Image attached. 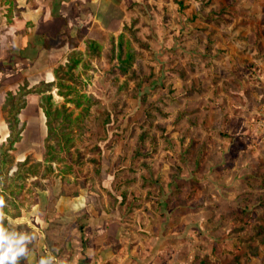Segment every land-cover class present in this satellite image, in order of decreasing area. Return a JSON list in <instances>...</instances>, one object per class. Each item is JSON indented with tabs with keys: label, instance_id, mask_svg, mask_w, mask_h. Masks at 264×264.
<instances>
[{
	"label": "rangeland",
	"instance_id": "1",
	"mask_svg": "<svg viewBox=\"0 0 264 264\" xmlns=\"http://www.w3.org/2000/svg\"><path fill=\"white\" fill-rule=\"evenodd\" d=\"M211 5L196 6L211 20L196 23L212 30L208 37H196V45L191 32L196 27L192 5L176 7L187 16L179 23L189 33L169 31L178 24H172L165 13L168 7L159 13L169 20L164 21L167 27L161 24L167 30L158 38L163 45L143 52L127 78L118 74L117 48L111 56L109 37L98 58L91 61L81 56L72 85L90 96L91 103L79 127L74 122L69 127L72 139L67 154L44 162L46 129L41 110L33 116H19L15 127L19 132L12 136L19 139L7 153L5 175L0 179V190L12 202L6 201L10 216L34 203L42 209L38 194L46 189L58 193L66 185L69 193L84 187L102 190L101 177L113 173L111 188L119 192L121 205L128 200L138 209L145 203L153 217L165 210L160 215L177 228L166 231L169 235L179 231L180 242L169 239L162 245L150 244L152 256L158 254L155 264L159 259V264H168L173 246L181 264H264V7L251 0ZM55 39L67 43L62 34ZM73 39L84 49L82 40ZM205 46L212 48L207 52L212 55L197 59ZM60 51L64 64L69 50ZM47 55L41 61L51 60ZM242 55L245 67L230 69ZM32 88L41 91V96L51 94L54 107L64 104L72 120L81 112L43 82ZM16 89L13 86L10 92ZM21 89L20 93L26 91L25 86ZM8 92L5 89L7 100L11 99ZM23 97L13 102L21 103ZM3 107L4 119L11 113L10 104L5 101ZM25 157V165L15 171L13 160ZM31 170L36 171L35 178L25 177ZM195 177L199 179L193 181ZM9 188L12 193L8 195ZM125 192L130 194L127 198L122 196ZM171 205L179 207L173 218L166 216L165 208ZM197 209H201L203 228H188L186 222L179 229L180 219L196 218L193 210ZM83 216L75 217L78 227ZM7 222L14 231L17 227L28 231L13 224V219Z\"/></svg>",
	"mask_w": 264,
	"mask_h": 264
},
{
	"label": "crops",
	"instance_id": "2",
	"mask_svg": "<svg viewBox=\"0 0 264 264\" xmlns=\"http://www.w3.org/2000/svg\"><path fill=\"white\" fill-rule=\"evenodd\" d=\"M11 1V7L0 1V117L4 125H0L2 143L8 137V129L7 133L5 130L7 123L2 114V106L6 97L5 89L10 92L13 86L17 87L16 90L25 86L26 90H31L39 83L53 82L54 67L58 63L63 64L61 63L63 51L60 50H70L64 43L59 49L53 47L44 49L43 38L51 42L56 40L55 38L60 34L71 38L79 34L82 38L93 40L99 47H102V44L106 42L105 39L117 37L124 26H132L136 36L142 41L146 40L149 52H153L163 45L161 41H158L159 36L167 32L162 26L167 27L164 21L168 19L159 14L163 13V10L165 12L166 7L169 9L165 13L172 18L170 20L172 24H175V21L178 24V27L168 28L169 31L189 33L191 30H185L186 28L179 23L187 17L180 15L177 9L179 6L192 5V19L195 23H206L211 21L207 18L209 14H204L205 11L200 8L196 9V6L203 4L212 7L211 3L224 4L226 2V0ZM251 1L254 5L264 7V0ZM199 23H196V27L191 31L192 38L196 40L195 45L198 40L196 37L202 35L206 37L212 33L206 24L201 26ZM203 41L207 42L206 38ZM205 47L201 54H197V59L210 58L212 54L208 55L207 52L212 48ZM79 50L83 51V48ZM46 52H48V59L51 60L41 61ZM63 60L65 63L66 59ZM226 61L228 62V59ZM233 61L235 62H232L231 66L228 65L230 69L245 67V55L237 56ZM241 61L243 63H240ZM254 67L259 69L258 64H254ZM223 68L229 69L227 66ZM235 73L238 77V72L235 71ZM12 93L15 94L16 91ZM23 98L25 103L18 118L20 115L33 116L40 111L38 95L29 92ZM25 160L26 157L19 162L13 160V166ZM113 177V173L103 174L100 180L102 190L99 187L94 189L84 187L79 190L73 189L69 193L66 185H62L58 193L52 189H46L38 194V198L42 199V209L38 203L32 204L30 208H20L19 215L13 218V224L26 227L35 236L33 244L30 245L31 251L23 260L24 264H38L41 256L48 253L56 258L57 264L61 261L64 264H151L158 254L152 256L151 251L154 248L150 244L162 245L168 243L169 239L180 242L179 231H172L171 236L166 231L170 227L177 228L168 217L164 219L160 215V213H165V210L158 211V214L156 212L153 217L145 203L138 209L128 204V200L121 205L119 192L111 188ZM198 179L195 177L192 180ZM107 181L109 182L106 183ZM126 193H124L125 198L130 195ZM165 209L168 210L166 216L171 217L179 207L171 205ZM200 210H193V216H196L194 219L192 215L180 219L177 227L180 229V225H185L187 222L188 228L202 229L204 219L200 216ZM133 212H136V216L131 217ZM79 214H84L80 224L81 231L75 219ZM167 223L171 224L167 225ZM134 230L139 231L138 234ZM178 242L173 241L172 244L177 245ZM172 249L173 255L166 263L181 264L177 256V247L173 246ZM156 251L161 253L160 247ZM161 261V259L157 260L156 264Z\"/></svg>",
	"mask_w": 264,
	"mask_h": 264
},
{
	"label": "trees",
	"instance_id": "3",
	"mask_svg": "<svg viewBox=\"0 0 264 264\" xmlns=\"http://www.w3.org/2000/svg\"><path fill=\"white\" fill-rule=\"evenodd\" d=\"M2 3L7 4L11 7V0H0ZM67 39V46L70 49L68 56L66 57V62L63 65L57 66L53 69V82L51 83H43L50 88L56 89V94L63 99L65 104L72 105L75 109H81L76 118L72 120V116L69 112H67L64 104L60 106H55L53 104V99L51 94L47 96H41V91L26 90L23 93H20L22 90L19 88L15 94L12 92H8L7 96L11 99L6 102L10 104V115L9 117H4L5 122L7 123V128L9 131L8 137L6 138V144H0V179L5 175V167L7 165V153L13 149V144L19 138L15 136L13 138L14 132L18 133L19 130H16V126L19 123L18 114L20 110L24 107V101L21 103L13 102V100H17L20 96H25L29 92H35L40 95V100L38 103L39 109L41 110L44 118H45V129H46V138L44 147L46 149L45 156L43 157L44 162H49L57 159V155L59 153L68 152L70 145V136L72 135L71 124L74 122L76 126L79 127V122L83 120L88 112V107L91 103V97L85 94H80L79 91L72 85L76 82V76L73 74V70L77 68L78 64L81 62V56L89 58L91 61L95 60L100 56L103 52L102 48L98 46V44L90 39L82 38L79 34L76 35L75 39L82 40L84 45L83 51L78 50V45L74 43V39L68 35H65ZM109 42L107 47L109 48V53L113 56L114 49L117 48L116 59L118 60V74L120 77L127 78L129 77V72L132 70V66L139 60V58L144 56L143 52L149 51V45L147 42L142 41L139 37L136 36V32L131 27L124 26L122 32L116 37H109ZM61 43H57L56 40H52L49 42L48 39L43 38V48L49 49L53 47L54 49H59ZM5 104V103H4ZM84 105V106H83ZM4 107L2 106V111ZM51 142V144H50ZM26 160L20 164H16L17 171L20 167L24 166ZM36 171L31 170L26 173L27 176H34ZM16 177H18V172L16 173ZM2 196L6 201L7 197L4 195V190H0ZM9 193H12V189L9 188ZM17 195V194H16ZM125 197V194H122ZM8 203L12 204V202L8 201ZM7 214V218L13 219L19 215L18 212L12 216L8 214V210L5 209ZM7 225L9 226L8 222ZM12 230V228L9 226ZM79 231H81L82 227H78Z\"/></svg>",
	"mask_w": 264,
	"mask_h": 264
},
{
	"label": "clouds",
	"instance_id": "4",
	"mask_svg": "<svg viewBox=\"0 0 264 264\" xmlns=\"http://www.w3.org/2000/svg\"><path fill=\"white\" fill-rule=\"evenodd\" d=\"M6 200L0 196V264H21L30 251L35 236L23 229L11 230L7 225ZM38 264H57L56 258L48 253L42 255ZM60 264H64L63 261Z\"/></svg>",
	"mask_w": 264,
	"mask_h": 264
}]
</instances>
